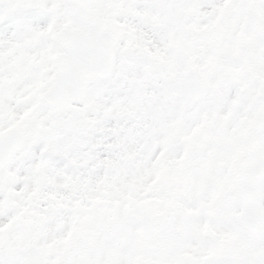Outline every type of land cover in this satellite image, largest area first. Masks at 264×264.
<instances>
[{
  "label": "snow or ice",
  "instance_id": "obj_1",
  "mask_svg": "<svg viewBox=\"0 0 264 264\" xmlns=\"http://www.w3.org/2000/svg\"><path fill=\"white\" fill-rule=\"evenodd\" d=\"M0 264H264V0H0Z\"/></svg>",
  "mask_w": 264,
  "mask_h": 264
}]
</instances>
